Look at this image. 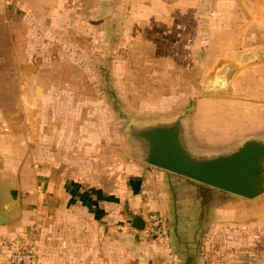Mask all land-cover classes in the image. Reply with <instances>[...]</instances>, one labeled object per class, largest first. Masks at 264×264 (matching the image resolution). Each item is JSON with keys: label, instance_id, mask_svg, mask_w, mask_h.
<instances>
[{"label": "crops", "instance_id": "0c3cea01", "mask_svg": "<svg viewBox=\"0 0 264 264\" xmlns=\"http://www.w3.org/2000/svg\"><path fill=\"white\" fill-rule=\"evenodd\" d=\"M18 9L35 26L121 27L127 41L168 40L175 43L171 58L185 41L201 72L216 74L214 84L228 75L224 90L238 92L231 98L236 101L220 92L199 95L187 118L191 138L224 141L225 134H205L209 122L222 121L224 107L236 111L230 117L252 113L253 74H264V0H0V20ZM24 69L25 86L17 89L24 91L25 113L10 115L15 131L0 130V205L19 202L20 216L0 224L19 233L37 223L40 212L43 241L63 246L57 249L65 264H180L173 237L196 234L216 194L224 191L142 162L127 164L131 175L115 177L110 170L93 176L95 164L82 162L81 155L98 152V115L77 113L74 99L61 97V84L42 80L41 64L32 60ZM147 211L167 219L170 246L142 238L134 227L135 217Z\"/></svg>", "mask_w": 264, "mask_h": 264}, {"label": "rangeland", "instance_id": "374dc122", "mask_svg": "<svg viewBox=\"0 0 264 264\" xmlns=\"http://www.w3.org/2000/svg\"><path fill=\"white\" fill-rule=\"evenodd\" d=\"M30 19L25 11L18 9L0 20V130L15 131L10 115L18 110L19 115L25 113L24 91L17 86H25L24 68L34 60L44 66L43 81L61 84V97L74 99L77 113L98 115L97 132L102 136L98 139V152L81 155L82 162L95 164L93 176L98 178L110 170L115 177L122 173L131 175L126 170L127 164L131 167L142 162L139 147L129 138L123 118L148 122L170 118L181 111L189 115L197 97L211 92H220L231 101L237 99L238 92L232 87L214 89L213 80L217 75L201 72L203 68L197 64L198 59L187 54L185 41L178 43V57L171 58L175 43L168 40L127 41V36L119 33L121 27H40L30 24ZM90 29H99V33L90 35ZM223 76L227 79L228 75ZM261 77L264 79L263 73L253 74L256 81L253 89H257L253 90V107L250 109L251 98L245 102L251 115L230 117L227 113H233V108H222V121L209 122L205 134L209 137L225 134L222 135L225 140L207 143L193 135L191 139L198 148L225 149L246 135L264 134V82H257ZM247 117L253 121H243ZM229 118L235 121H228ZM221 193L216 194L218 201L211 203L196 234L188 233L181 241L173 237V243L181 251L180 262L184 255L186 258L192 254L195 264H264V194L247 200ZM222 195H225L224 201ZM38 214L34 219L37 223L19 233H11L8 225L0 224V264L10 262L16 243L35 248L36 264H48V258L56 264H65L63 250L57 249L60 244L43 241Z\"/></svg>", "mask_w": 264, "mask_h": 264}, {"label": "water", "instance_id": "95a60500", "mask_svg": "<svg viewBox=\"0 0 264 264\" xmlns=\"http://www.w3.org/2000/svg\"><path fill=\"white\" fill-rule=\"evenodd\" d=\"M225 81V76L218 77L214 89L222 90ZM187 118L188 114L181 111L170 118L148 122L123 118L122 122L129 138L138 145L143 163L245 199L263 195L264 134H249L231 147L205 151L193 143ZM19 206L17 201L2 202L0 223L18 218ZM133 225L138 229L144 226L140 215Z\"/></svg>", "mask_w": 264, "mask_h": 264}, {"label": "built area", "instance_id": "2783aa9c", "mask_svg": "<svg viewBox=\"0 0 264 264\" xmlns=\"http://www.w3.org/2000/svg\"><path fill=\"white\" fill-rule=\"evenodd\" d=\"M140 216L144 226L141 229H136L141 237L157 240L166 246H170L171 235L167 219L156 211L143 212ZM16 246V252L8 264H36V251L33 246L18 243Z\"/></svg>", "mask_w": 264, "mask_h": 264}, {"label": "trees", "instance_id": "16d2710c", "mask_svg": "<svg viewBox=\"0 0 264 264\" xmlns=\"http://www.w3.org/2000/svg\"><path fill=\"white\" fill-rule=\"evenodd\" d=\"M143 238V237H142ZM146 239V238H144ZM195 256L192 254H187L183 264H195Z\"/></svg>", "mask_w": 264, "mask_h": 264}]
</instances>
